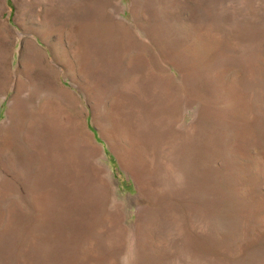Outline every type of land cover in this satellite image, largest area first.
Here are the masks:
<instances>
[{"label": "rangeland", "instance_id": "1", "mask_svg": "<svg viewBox=\"0 0 264 264\" xmlns=\"http://www.w3.org/2000/svg\"><path fill=\"white\" fill-rule=\"evenodd\" d=\"M0 264H264V0H0Z\"/></svg>", "mask_w": 264, "mask_h": 264}]
</instances>
